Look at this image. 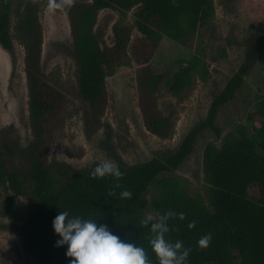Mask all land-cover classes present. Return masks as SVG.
<instances>
[{"label":"trees","instance_id":"1","mask_svg":"<svg viewBox=\"0 0 264 264\" xmlns=\"http://www.w3.org/2000/svg\"><path fill=\"white\" fill-rule=\"evenodd\" d=\"M16 0H0V44L12 55L15 41L12 33L13 10ZM111 8L122 14L135 9L134 22L119 20L113 27L114 43L101 45L94 32L98 14ZM214 0H90L81 4L77 14L71 15V32L78 63L79 92L87 102V121L98 127L96 113L107 103V77L115 64L127 57L132 32L137 29L142 37L135 46L149 61L163 35L193 50L191 65L180 71L176 91L185 88L193 76L201 72L203 61L194 41L199 30L215 16ZM245 54L237 71L214 96L205 118L198 121L185 136L180 146L171 153L126 163H117L123 177L94 178L90 175L97 163L86 169H75L66 163L54 165L48 156L53 137V117L65 103L60 87L56 86L40 67L28 69L30 82L29 114L32 138L23 146L21 137L11 129L0 132V188L5 191L1 212L6 216L21 214L19 204L10 191L26 196L31 210L17 226L25 247L45 264H69L67 245L56 246L58 235L52 221L62 210L70 215L106 224L121 238L143 246L151 264H159L149 245L152 236L141 220L150 205L156 213L172 210L184 212L186 218L169 221L166 238L177 239L192 251L187 264H264V96L255 107L261 117L260 145L246 133H230L220 146H209L204 153L205 181L208 184L207 201L200 195H191L185 189L160 178L176 170L192 153L198 137L206 130L217 136L219 109L231 101L254 68L264 51V21L244 40ZM139 53V52H138ZM168 72L154 71L147 62L137 71L138 106L143 113L146 128L160 137H169L174 130L170 115L157 106L161 86ZM158 189L147 198L150 186ZM253 183L262 185L261 196L254 200L248 195ZM119 184V187H117ZM132 192L131 198H120L123 190ZM196 221L189 229L188 222ZM211 233L208 247L201 248L197 240Z\"/></svg>","mask_w":264,"mask_h":264},{"label":"rangeland","instance_id":"2","mask_svg":"<svg viewBox=\"0 0 264 264\" xmlns=\"http://www.w3.org/2000/svg\"><path fill=\"white\" fill-rule=\"evenodd\" d=\"M90 0H71L63 9L49 12L48 0H16L12 33L15 54L0 44V132L11 129L21 137L23 146L32 138L29 114L30 78L28 69L40 67L63 92L65 103L53 117V137L49 160L54 165L66 163L75 169H86L95 162L111 159L132 164L156 155L174 152L191 128L205 118L214 96L237 71L245 54L244 40L264 21V0H214L215 16L202 27L195 38L203 61L201 72L190 83L176 91L180 71L191 65L193 50L163 35L149 61L135 46L141 33L134 29L126 59L115 64L107 77V103L96 113L98 127L87 121L90 108L79 92L78 63L71 32V15ZM132 9L125 14L111 8L99 12L94 32L101 45L114 43L113 27L119 20L134 22ZM139 52V53H138ZM154 71H166L157 106L170 115L174 130L169 137L150 132L138 106L137 71L147 64ZM264 96V51L246 76L234 98L220 107L217 124L221 135L204 131L192 153L174 171L160 178L172 180L191 195L208 199L205 181L204 153L209 146H220L230 134L246 133L260 145L261 117L255 114L257 102ZM158 189L150 186L147 198ZM262 185L248 188L250 198L261 196ZM19 204L17 217L2 214L5 191L0 188V264H45L24 244L17 226L29 215L30 201L26 196L10 191ZM145 212L155 215L150 205Z\"/></svg>","mask_w":264,"mask_h":264},{"label":"clouds","instance_id":"3","mask_svg":"<svg viewBox=\"0 0 264 264\" xmlns=\"http://www.w3.org/2000/svg\"><path fill=\"white\" fill-rule=\"evenodd\" d=\"M70 3L71 0H48L47 10L54 12ZM90 175L94 178L111 176L119 181L124 172L117 163L106 158L97 163ZM119 195L120 198H131L132 192L125 189ZM172 218L184 220L186 214L172 210L163 214L158 212L145 216L141 224L148 226L152 233L149 245L159 264H187L191 247L185 246L179 239L173 242L166 238L170 231L169 221ZM52 226L54 233L59 237L56 246L67 245L66 256L72 258L69 264H151L143 246L121 238L108 225L100 224L97 220L70 215L68 211L62 210L54 217ZM195 226V220L188 222L189 229ZM211 240V233L203 234L197 240V245L206 248Z\"/></svg>","mask_w":264,"mask_h":264},{"label":"water","instance_id":"4","mask_svg":"<svg viewBox=\"0 0 264 264\" xmlns=\"http://www.w3.org/2000/svg\"><path fill=\"white\" fill-rule=\"evenodd\" d=\"M206 264H221V263L218 261H210V262H207Z\"/></svg>","mask_w":264,"mask_h":264}]
</instances>
